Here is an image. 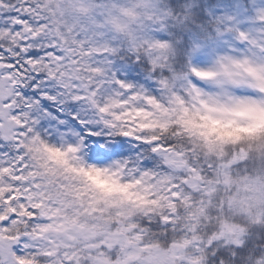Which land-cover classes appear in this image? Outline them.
Masks as SVG:
<instances>
[{
    "label": "clouds",
    "instance_id": "obj_1",
    "mask_svg": "<svg viewBox=\"0 0 264 264\" xmlns=\"http://www.w3.org/2000/svg\"><path fill=\"white\" fill-rule=\"evenodd\" d=\"M262 9L0 0V264H264Z\"/></svg>",
    "mask_w": 264,
    "mask_h": 264
},
{
    "label": "snow or ice",
    "instance_id": "obj_2",
    "mask_svg": "<svg viewBox=\"0 0 264 264\" xmlns=\"http://www.w3.org/2000/svg\"><path fill=\"white\" fill-rule=\"evenodd\" d=\"M258 16L261 18V19H264V9L260 10L258 12ZM243 35V34H242Z\"/></svg>",
    "mask_w": 264,
    "mask_h": 264
},
{
    "label": "rangeland",
    "instance_id": "obj_3",
    "mask_svg": "<svg viewBox=\"0 0 264 264\" xmlns=\"http://www.w3.org/2000/svg\"><path fill=\"white\" fill-rule=\"evenodd\" d=\"M255 2V0H253V3Z\"/></svg>",
    "mask_w": 264,
    "mask_h": 264
}]
</instances>
